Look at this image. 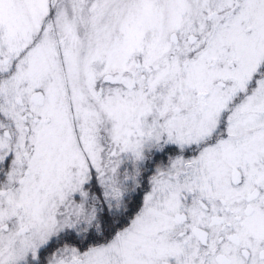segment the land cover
Here are the masks:
<instances>
[{"label": "snow or ice", "instance_id": "snow-or-ice-1", "mask_svg": "<svg viewBox=\"0 0 264 264\" xmlns=\"http://www.w3.org/2000/svg\"><path fill=\"white\" fill-rule=\"evenodd\" d=\"M0 264H264V0H0Z\"/></svg>", "mask_w": 264, "mask_h": 264}]
</instances>
